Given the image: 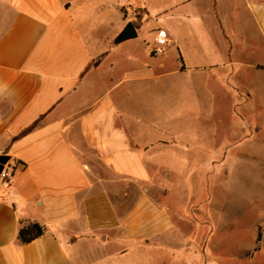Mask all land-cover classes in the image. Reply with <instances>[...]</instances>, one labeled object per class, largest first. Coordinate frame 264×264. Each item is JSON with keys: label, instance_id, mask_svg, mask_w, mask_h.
Returning a JSON list of instances; mask_svg holds the SVG:
<instances>
[{"label": "crops", "instance_id": "0c3cea01", "mask_svg": "<svg viewBox=\"0 0 264 264\" xmlns=\"http://www.w3.org/2000/svg\"><path fill=\"white\" fill-rule=\"evenodd\" d=\"M132 2L0 0V156H8L14 166L10 182H0V264H126L139 254L133 250L149 241L166 245L175 226L162 202L167 189L160 177L178 176L174 167L180 165V146L164 128L143 125L132 109L135 102L146 104L145 96L158 99L148 93L150 82L158 85L186 67L174 35L157 19L150 29H165L169 44L163 53L153 54L155 35L150 49L144 31L152 18L148 0L133 2L143 18L131 40L144 45L149 61L137 66L129 46L117 48L113 38L128 23L123 10ZM206 3L224 47L214 48L213 30L202 35L192 27L196 45L205 37L200 51L219 57L191 68L196 78L213 69L221 72L217 84L224 92L233 87L244 102L263 96L264 0H243L262 42L249 51L237 44L240 16H219V0ZM196 4L178 2L192 9ZM242 41L247 43L244 37ZM251 77L261 79L254 91L228 83H246ZM254 156L262 159V150ZM118 182L139 184L140 192L128 200L122 189L123 199L116 200ZM150 183L162 192L159 200L148 193ZM21 222H36L44 232L22 243ZM262 245L264 225L248 258L253 260Z\"/></svg>", "mask_w": 264, "mask_h": 264}, {"label": "rangeland", "instance_id": "374dc122", "mask_svg": "<svg viewBox=\"0 0 264 264\" xmlns=\"http://www.w3.org/2000/svg\"><path fill=\"white\" fill-rule=\"evenodd\" d=\"M133 2L123 12L127 22L136 24L142 21L143 12ZM178 2L148 0L149 7H146L152 18L144 25V31L150 42L155 35L166 36L164 32L170 30L179 44L186 70L160 79L158 85L149 81L148 93L158 99L151 97L148 101L145 96L142 103L146 104L140 106L135 102L132 109L135 117L141 116L143 125L164 128L175 135L176 144L180 146L177 148L180 165L174 167L178 176L160 177L167 189L162 202L171 213L175 227L166 235V245L159 244L164 241H149L133 250L139 254L126 264H264V245L253 260L248 258L250 253H255L257 230L264 225V95L244 102L233 87H225L224 92L217 84L221 72L213 69L203 70L207 74L196 78L191 68L206 66L208 62L212 64L219 57L200 51L205 48V37L199 46L196 45L191 38L192 27H197L202 35L213 30L217 51H221L224 44L206 0H196L194 9L188 5L179 7ZM215 12L219 16H240L237 28L240 37L236 41L239 47L246 45L249 51L252 44L262 46L243 0H219ZM195 14L199 19H192L191 15ZM156 19L168 28L167 31L158 26L150 29ZM156 38L153 54L159 55L169 41L166 39L161 45ZM169 40L174 44L172 38ZM126 45L128 52H134L137 58L135 65L149 61L144 56L143 44L129 40L117 48L125 49ZM115 58L119 60L120 53ZM251 62H255L254 59ZM178 79L182 83L179 84ZM260 81V78L251 77L246 83L237 80H228V83L235 87V83L242 87L246 84L254 91ZM227 146H242L245 150H227ZM259 149L262 159L254 156V151ZM245 151L251 156H245ZM125 185L118 182L121 193L115 196L116 200L123 199L122 189L128 192V200L135 199L140 192L139 184ZM148 193L156 200L162 195L156 183L149 184Z\"/></svg>", "mask_w": 264, "mask_h": 264}, {"label": "trees", "instance_id": "16d2710c", "mask_svg": "<svg viewBox=\"0 0 264 264\" xmlns=\"http://www.w3.org/2000/svg\"><path fill=\"white\" fill-rule=\"evenodd\" d=\"M136 29L140 28V23H133ZM44 232V227L36 222L22 223L18 230V239L22 243H28L39 237ZM259 236V235H258Z\"/></svg>", "mask_w": 264, "mask_h": 264}, {"label": "water", "instance_id": "95a60500", "mask_svg": "<svg viewBox=\"0 0 264 264\" xmlns=\"http://www.w3.org/2000/svg\"><path fill=\"white\" fill-rule=\"evenodd\" d=\"M137 37V29L132 22H128L123 30L115 37L114 44H120L124 41L131 40ZM9 160L8 156H0V172L2 166Z\"/></svg>", "mask_w": 264, "mask_h": 264}, {"label": "built area", "instance_id": "2783aa9c", "mask_svg": "<svg viewBox=\"0 0 264 264\" xmlns=\"http://www.w3.org/2000/svg\"><path fill=\"white\" fill-rule=\"evenodd\" d=\"M157 42L161 45H164L166 38L162 35H157ZM14 172V166L9 161H7L3 166L0 172V182L9 183Z\"/></svg>", "mask_w": 264, "mask_h": 264}]
</instances>
